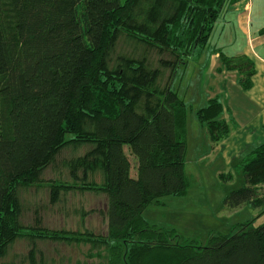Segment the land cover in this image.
Wrapping results in <instances>:
<instances>
[{
	"label": "trees",
	"instance_id": "obj_1",
	"mask_svg": "<svg viewBox=\"0 0 264 264\" xmlns=\"http://www.w3.org/2000/svg\"><path fill=\"white\" fill-rule=\"evenodd\" d=\"M238 1L0 0V261L27 239L31 264H45L37 241L89 246L88 257L106 264H264V224L254 220L198 246L144 217L151 204L187 193L189 108L173 81L189 60L205 51L210 60L212 36ZM124 43L154 50L168 80L161 83L164 73L148 59L119 52ZM219 57V72L238 71L243 89L252 88V59L224 51ZM224 113L218 94L196 113L212 145L234 128ZM84 145L90 149L69 163L75 183L55 182L51 198L59 201L62 188L76 186L105 195L107 234L51 230L39 218L23 225L21 188L38 183L63 150ZM236 166L245 184L225 207L260 208L264 142ZM96 172L101 184L89 181Z\"/></svg>",
	"mask_w": 264,
	"mask_h": 264
},
{
	"label": "rangeland",
	"instance_id": "obj_2",
	"mask_svg": "<svg viewBox=\"0 0 264 264\" xmlns=\"http://www.w3.org/2000/svg\"><path fill=\"white\" fill-rule=\"evenodd\" d=\"M236 6L237 11L229 15L223 25L219 24L212 36L211 52L217 55H212L208 61V54L205 51L198 58L189 60L186 65L179 67L173 81V89L189 108L185 134L187 193L167 196L161 199V204H151L144 212V217L159 229H175L180 236L178 239L180 243L190 240L196 241L198 246H205L213 234H231L242 224L253 220L256 226L264 224V205L260 208L244 206L236 210H228L225 207L226 197L245 184L243 173L236 166L243 155L241 158L235 157L227 162L221 152L214 154V149L220 144H215L214 149L212 148L207 130L199 122L196 114L209 97L217 95L221 84L218 83L222 79L226 77L240 79L241 75L238 71H218L222 68L219 52L224 51L228 56H233L237 55V51H241L244 45L246 46L245 36L236 25L238 14L248 7V20L253 19L254 30L264 27V0H239ZM118 51L148 59L153 68H160L164 73L161 83L168 80L170 70L160 66L161 56L154 50L148 51L140 47L138 50L135 47L132 50L124 43ZM230 118L226 111L223 119L229 121ZM126 148L128 152L129 147ZM89 149V146L84 145L63 150L57 156L55 163L43 173L38 183L21 188L20 199L25 209L22 214L23 225L33 226L39 218L42 226L51 230L107 234L105 212L108 201L105 195L94 191L84 192L85 190H80L75 185L76 187L71 189L62 188L59 201L53 202L51 198V186L55 182L66 186L75 183L74 178L70 176L69 163L84 156ZM132 173L135 177L136 171ZM80 177H83L82 172ZM89 181L101 184L102 177L98 172L91 173ZM259 192L260 198H264V185L260 186ZM36 245L37 259L39 261L42 258L45 264H106L107 262L106 259L88 257L89 246L50 241H37ZM31 247L32 244L27 239L17 241L0 264H31L28 258Z\"/></svg>",
	"mask_w": 264,
	"mask_h": 264
},
{
	"label": "crops",
	"instance_id": "obj_3",
	"mask_svg": "<svg viewBox=\"0 0 264 264\" xmlns=\"http://www.w3.org/2000/svg\"><path fill=\"white\" fill-rule=\"evenodd\" d=\"M248 10V7L242 9L236 19V25L245 36L246 43L241 51H236L237 55H246L255 63L253 86L244 90L239 84V78L226 77L218 83L221 84L217 90L225 112L229 113L230 119L235 120L232 133L217 148L214 149L211 144L214 154L221 152L227 162L235 157L241 158L257 141L264 142V33L261 32L264 27L254 30L253 19L248 20Z\"/></svg>",
	"mask_w": 264,
	"mask_h": 264
}]
</instances>
